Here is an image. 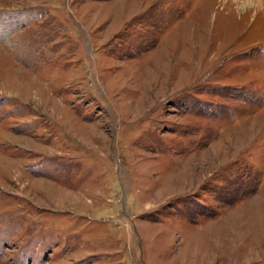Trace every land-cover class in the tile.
Here are the masks:
<instances>
[{
    "label": "rangeland",
    "instance_id": "rangeland-1",
    "mask_svg": "<svg viewBox=\"0 0 264 264\" xmlns=\"http://www.w3.org/2000/svg\"><path fill=\"white\" fill-rule=\"evenodd\" d=\"M0 264H264V0H0Z\"/></svg>",
    "mask_w": 264,
    "mask_h": 264
}]
</instances>
